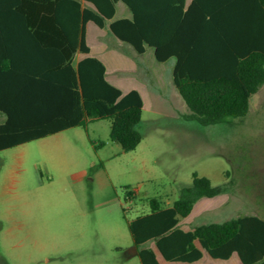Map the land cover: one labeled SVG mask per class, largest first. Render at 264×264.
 <instances>
[{
  "label": "trees",
  "instance_id": "16d2710c",
  "mask_svg": "<svg viewBox=\"0 0 264 264\" xmlns=\"http://www.w3.org/2000/svg\"><path fill=\"white\" fill-rule=\"evenodd\" d=\"M130 16L115 18L117 2ZM89 21L158 62L174 58L172 81L189 114L203 126L245 115L264 84V0H0V149L89 121L111 118L110 138L124 151L142 139L137 129L143 99L106 78L102 60L89 53ZM218 189L193 174L173 205L128 222L141 264H160L153 241L168 261L236 252L244 264H264V218L244 214L184 230L181 218Z\"/></svg>",
  "mask_w": 264,
  "mask_h": 264
},
{
  "label": "rangeland",
  "instance_id": "374dc122",
  "mask_svg": "<svg viewBox=\"0 0 264 264\" xmlns=\"http://www.w3.org/2000/svg\"><path fill=\"white\" fill-rule=\"evenodd\" d=\"M124 16L130 11L119 1L115 18ZM86 38L108 78L141 89L142 139L124 151L110 138L112 119L102 118L0 149V264H141L128 222L150 213L152 200L172 206L194 173L218 194L197 200L180 227L264 218V84L245 115L203 126L186 116L174 58L158 62L148 46L138 53L92 21ZM142 246L167 262L153 241Z\"/></svg>",
  "mask_w": 264,
  "mask_h": 264
},
{
  "label": "crops",
  "instance_id": "0c3cea01",
  "mask_svg": "<svg viewBox=\"0 0 264 264\" xmlns=\"http://www.w3.org/2000/svg\"><path fill=\"white\" fill-rule=\"evenodd\" d=\"M192 0H186V7L189 5V3L191 2ZM88 43V42H87ZM89 45V44H88ZM90 46V45H89ZM91 50L89 53L83 55V56H80L77 58L76 61L80 60L81 58L85 57L86 55H92L93 54V51H92V47L90 46ZM77 53H81V52H77ZM76 53V54H77ZM93 56H96L98 57L100 60L103 61V63L105 64V67H106V78L109 82H111L112 84L116 85L117 87H119L123 92H127L129 91L130 89H137L141 96H142V99H143V108L145 106V100H144V97L142 95V92H141V89L138 87V86H131L130 88H121V84H119V82L113 77L111 76V79L108 78V75H109V72H108V67L106 65V62L100 57V56H97V55H93ZM204 198L206 197H202L200 199H198V201L200 200H204ZM197 201V202H198ZM196 202V203H197ZM196 203L194 204V206L196 205ZM194 206H193V209H194ZM182 228V227H181ZM193 228V227H192ZM190 227H183L182 229L184 230H188V229H192ZM195 244L201 248L202 250V256L200 258H198L197 260H194V261H191V262H187V261H168L166 260L167 262L164 263V264H244L241 260V258L239 257V255L236 253V252H233L229 257L227 258H220V257H213L211 256L205 249H203L199 242L198 241H195ZM158 258V257H157ZM160 263V261H159ZM161 264V263H160Z\"/></svg>",
  "mask_w": 264,
  "mask_h": 264
}]
</instances>
